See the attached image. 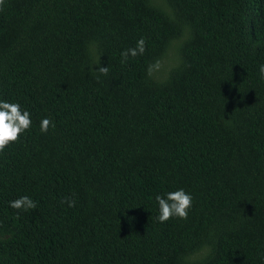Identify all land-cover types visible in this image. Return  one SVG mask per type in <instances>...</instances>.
Returning a JSON list of instances; mask_svg holds the SVG:
<instances>
[{
  "label": "trees",
  "instance_id": "trees-1",
  "mask_svg": "<svg viewBox=\"0 0 264 264\" xmlns=\"http://www.w3.org/2000/svg\"><path fill=\"white\" fill-rule=\"evenodd\" d=\"M260 63L264 0H4L0 97L33 123L0 153V264H264Z\"/></svg>",
  "mask_w": 264,
  "mask_h": 264
},
{
  "label": "clouds",
  "instance_id": "clouds-1",
  "mask_svg": "<svg viewBox=\"0 0 264 264\" xmlns=\"http://www.w3.org/2000/svg\"><path fill=\"white\" fill-rule=\"evenodd\" d=\"M3 4L4 0H0V5ZM144 51L145 38L141 36L136 40L134 47H128L121 51V63L127 62L130 57L142 55ZM151 67L150 65L149 74H151ZM92 70L98 73L96 79H99L101 75L106 76L108 74L109 67L108 65H101L96 68L92 67ZM258 71L260 78L264 79V63L258 65ZM32 123V113L26 107H22L19 101L0 97V153L11 142L20 139L21 135L31 128ZM55 126V121L49 116H43L39 121V131L41 133H47L50 127L55 128ZM153 199L157 206L156 220L161 223L173 217L186 219L193 204L192 193L183 187H177L163 193L157 192L154 194ZM66 200L69 207L73 206V200L67 198ZM8 206L13 209L27 211L36 208L37 202L31 196L21 194L15 199L9 200Z\"/></svg>",
  "mask_w": 264,
  "mask_h": 264
},
{
  "label": "rangeland",
  "instance_id": "rangeland-1",
  "mask_svg": "<svg viewBox=\"0 0 264 264\" xmlns=\"http://www.w3.org/2000/svg\"><path fill=\"white\" fill-rule=\"evenodd\" d=\"M176 51H177L176 46L172 45V47H170V49L168 51V57L165 60H163V62L161 63L162 68H165V67H163L164 62H165V64L166 63L173 64L176 62V60H177Z\"/></svg>",
  "mask_w": 264,
  "mask_h": 264
}]
</instances>
